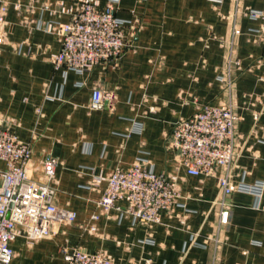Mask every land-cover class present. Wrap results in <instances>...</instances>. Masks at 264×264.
Here are the masks:
<instances>
[{
    "label": "crops",
    "instance_id": "1",
    "mask_svg": "<svg viewBox=\"0 0 264 264\" xmlns=\"http://www.w3.org/2000/svg\"><path fill=\"white\" fill-rule=\"evenodd\" d=\"M17 1L24 7H11L9 43L0 49V118L31 142L32 179L41 180L46 157L59 161L55 202L77 218L32 246L22 237L14 240L11 264H69L66 255L76 248L103 250L118 264H264V188L260 196L223 198L216 176L188 175L167 147L178 119L201 104L231 102L240 116L233 181L241 182L245 170L248 186L264 184V19L239 13L240 33L234 34L236 0H117L130 47L116 64L79 71L56 69L51 55L61 48L60 35L36 29L41 21L71 19L51 11L58 0ZM99 1L102 7L109 2ZM240 4L264 11V0ZM232 52L239 67L229 62ZM224 74L232 78L231 88L221 80ZM96 87L111 94L101 109L90 107ZM138 158L177 176L185 207L163 213L162 223L151 228L133 225L131 216L119 220L115 211L92 218L106 186L103 181L92 188V177L128 168ZM223 200L232 209L226 225L219 220Z\"/></svg>",
    "mask_w": 264,
    "mask_h": 264
},
{
    "label": "built area",
    "instance_id": "2",
    "mask_svg": "<svg viewBox=\"0 0 264 264\" xmlns=\"http://www.w3.org/2000/svg\"><path fill=\"white\" fill-rule=\"evenodd\" d=\"M223 1L212 0L215 4ZM116 2L109 0L102 7L99 0H74L72 5L66 6L63 0H58L56 7L50 8L53 13H67L71 17L68 22L41 21L36 25V29L60 35L61 48L51 55L56 69L91 71L101 63L118 62L131 44L126 33L128 22L117 15ZM45 6L49 8L48 4ZM11 7L22 10L24 6L17 0H0V49L9 43L7 16ZM239 13L264 19V11L242 10L240 0H236L231 16L234 34L240 33ZM261 32L264 33V23ZM133 34L134 31L131 36ZM229 62L240 66L233 52ZM221 80L227 88L232 87L229 74L222 75ZM110 95L99 87L94 88L90 107L103 108ZM260 115V112L254 113L256 119ZM239 121L240 116L231 102L201 104L192 115L178 119L167 135V147L178 164L191 176H216L223 198L235 192L260 196L264 188V184L248 186L244 181L245 170L240 174L241 182L233 181L240 152ZM7 124L0 118V162L5 163V168H0V264L12 263L16 255L12 242L17 238H24L32 246L43 238L56 235L61 224L72 223L77 218L75 210L59 207L55 202L59 161L52 156L46 157L41 180L32 179L28 173L31 142L19 139ZM218 171L221 174L217 175ZM103 181L106 186L98 201L100 211L92 216L94 219L115 211L119 220L131 216L133 225L151 228L162 223L163 213L173 214L176 208L185 207L177 176L154 171L147 159L138 158L128 168L117 166L106 175H94L90 186L97 187ZM221 206L220 223L229 224L231 206L224 200ZM66 256L69 264H118L103 250L90 252L76 248ZM145 264H152V260L147 259Z\"/></svg>",
    "mask_w": 264,
    "mask_h": 264
}]
</instances>
